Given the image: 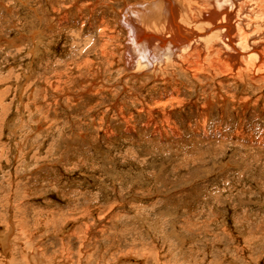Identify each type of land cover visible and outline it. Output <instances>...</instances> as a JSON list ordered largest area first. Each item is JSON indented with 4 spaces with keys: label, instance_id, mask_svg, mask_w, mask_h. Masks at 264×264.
Returning <instances> with one entry per match:
<instances>
[{
    "label": "rangeland",
    "instance_id": "374dc122",
    "mask_svg": "<svg viewBox=\"0 0 264 264\" xmlns=\"http://www.w3.org/2000/svg\"><path fill=\"white\" fill-rule=\"evenodd\" d=\"M138 1L0 0V264H264V81L132 75Z\"/></svg>",
    "mask_w": 264,
    "mask_h": 264
},
{
    "label": "bare ground",
    "instance_id": "6f19581e",
    "mask_svg": "<svg viewBox=\"0 0 264 264\" xmlns=\"http://www.w3.org/2000/svg\"><path fill=\"white\" fill-rule=\"evenodd\" d=\"M127 8L132 75L264 81V0H151Z\"/></svg>",
    "mask_w": 264,
    "mask_h": 264
}]
</instances>
